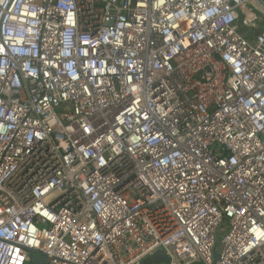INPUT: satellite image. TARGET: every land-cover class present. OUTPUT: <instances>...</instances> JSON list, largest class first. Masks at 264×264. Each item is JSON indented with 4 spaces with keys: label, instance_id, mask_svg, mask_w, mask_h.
Returning <instances> with one entry per match:
<instances>
[{
    "label": "built area",
    "instance_id": "obj_1",
    "mask_svg": "<svg viewBox=\"0 0 264 264\" xmlns=\"http://www.w3.org/2000/svg\"><path fill=\"white\" fill-rule=\"evenodd\" d=\"M159 249L264 264V0H0V264Z\"/></svg>",
    "mask_w": 264,
    "mask_h": 264
},
{
    "label": "water",
    "instance_id": "obj_2",
    "mask_svg": "<svg viewBox=\"0 0 264 264\" xmlns=\"http://www.w3.org/2000/svg\"><path fill=\"white\" fill-rule=\"evenodd\" d=\"M217 253L214 254V258H217ZM168 257L166 256L165 252L161 249L156 250L153 254L149 255L145 262L152 264L157 262H167ZM31 264H48L47 259L43 254L34 251V256L31 258Z\"/></svg>",
    "mask_w": 264,
    "mask_h": 264
},
{
    "label": "rangeland",
    "instance_id": "obj_3",
    "mask_svg": "<svg viewBox=\"0 0 264 264\" xmlns=\"http://www.w3.org/2000/svg\"><path fill=\"white\" fill-rule=\"evenodd\" d=\"M220 236H221V233L219 234L218 239H219ZM195 264H201V263H195Z\"/></svg>",
    "mask_w": 264,
    "mask_h": 264
}]
</instances>
